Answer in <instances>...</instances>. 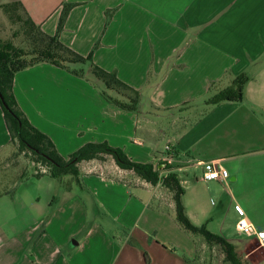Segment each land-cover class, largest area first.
I'll list each match as a JSON object with an SVG mask.
<instances>
[{
  "label": "crops",
  "instance_id": "0c3cea01",
  "mask_svg": "<svg viewBox=\"0 0 264 264\" xmlns=\"http://www.w3.org/2000/svg\"><path fill=\"white\" fill-rule=\"evenodd\" d=\"M16 1L49 36L71 6L58 40L92 52L95 65L140 94L130 113L51 64L17 72L19 109L59 155L107 143L132 161L167 164L189 220L231 242L248 264H264V246L237 229L243 216L264 231V0H51L52 14L51 1ZM241 74L242 101L208 103ZM11 146L0 106V160ZM209 162L228 177L203 182ZM207 250L178 226L160 183L107 157L80 163L78 182L29 173L0 192V264H208Z\"/></svg>",
  "mask_w": 264,
  "mask_h": 264
},
{
  "label": "trees",
  "instance_id": "16d2710c",
  "mask_svg": "<svg viewBox=\"0 0 264 264\" xmlns=\"http://www.w3.org/2000/svg\"><path fill=\"white\" fill-rule=\"evenodd\" d=\"M70 8L69 5L63 7L56 33L49 36L31 20L19 1L11 0L0 5L9 23L18 25V29L12 32V37L21 34L28 39L30 45L29 50H25L15 46L12 37L0 39V106L10 135V143L16 147L18 154L29 155L32 163L46 167L47 174L59 181L69 176L78 182L80 163L107 157L112 159L120 170L131 172L152 186L160 183L172 195L175 221L183 231L193 238H201L209 251L219 250L224 264H248L231 242L208 231L205 224L196 226L189 220L183 205L184 189L178 176L167 164L154 167L150 163L132 161L122 149L111 147L107 143H87L72 153L68 159H64L56 151L51 140L35 129L19 109L13 94L14 75L31 66L48 63L76 77L87 78L99 88L104 100L118 109L138 113L140 94L137 90L122 82L115 72L106 71L95 65L92 62V52L87 56L79 55L58 40V34L63 28ZM247 81L248 77L245 74L235 77L230 86L216 93L208 103L215 105L221 102L242 101V91ZM101 85L104 90L101 89Z\"/></svg>",
  "mask_w": 264,
  "mask_h": 264
},
{
  "label": "rangeland",
  "instance_id": "374dc122",
  "mask_svg": "<svg viewBox=\"0 0 264 264\" xmlns=\"http://www.w3.org/2000/svg\"><path fill=\"white\" fill-rule=\"evenodd\" d=\"M3 1L4 0H0V5L3 3ZM47 1H51V0H47ZM56 1L53 2L51 1L49 6H47L46 8L50 14L54 13L55 8L52 7L55 5ZM17 29H18V25L13 24L11 22L9 23V21L3 14L2 10L0 9V39L1 40L10 39L12 37V32L14 30L16 31ZM12 40L15 46L21 47L25 50H29L30 48L29 41L23 35L19 34L16 37H12ZM96 45L98 47V43ZM27 60L29 59L27 58ZM84 80H86V82L90 83L94 88L100 91L99 88L96 87L91 82H89L87 78ZM101 86H102L101 89L104 90L103 85ZM147 126L149 127V125ZM146 130L149 131V128H146ZM32 162L33 160L29 155L18 154L16 151V147L12 145L10 152L7 154V156L0 160V192L5 191L8 185L14 183L15 181H18L19 179L26 177L29 173H31L32 175H36L33 173L36 171V164ZM208 202L209 205L213 207L214 197L213 196H211V198L209 197ZM211 213L212 216L215 218V212L213 213V211L211 210ZM98 218L101 219L103 217H101L100 214V217ZM247 240H252V239H247ZM207 252L208 254H206V263L224 264L219 250L214 249L211 252L207 250Z\"/></svg>",
  "mask_w": 264,
  "mask_h": 264
},
{
  "label": "built area",
  "instance_id": "2783aa9c",
  "mask_svg": "<svg viewBox=\"0 0 264 264\" xmlns=\"http://www.w3.org/2000/svg\"><path fill=\"white\" fill-rule=\"evenodd\" d=\"M166 151H169V147H166ZM48 169L41 164H36L35 174H46ZM228 177V172L224 169L218 162H209L203 166L202 181H219L221 179H226ZM179 179V178H178ZM237 213L242 216V211L239 207H236ZM237 229L239 232L246 236H253L259 244V246H264V231H258L252 224L247 222V220L242 216L237 222Z\"/></svg>",
  "mask_w": 264,
  "mask_h": 264
},
{
  "label": "water",
  "instance_id": "95a60500",
  "mask_svg": "<svg viewBox=\"0 0 264 264\" xmlns=\"http://www.w3.org/2000/svg\"><path fill=\"white\" fill-rule=\"evenodd\" d=\"M161 168V167H160Z\"/></svg>",
  "mask_w": 264,
  "mask_h": 264
}]
</instances>
